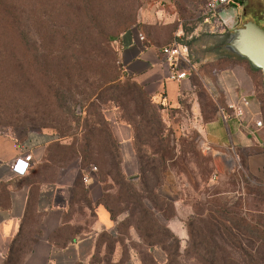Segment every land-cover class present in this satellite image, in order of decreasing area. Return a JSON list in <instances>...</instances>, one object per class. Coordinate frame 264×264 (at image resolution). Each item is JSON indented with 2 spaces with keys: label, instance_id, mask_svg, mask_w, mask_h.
<instances>
[{
  "label": "rangeland",
  "instance_id": "rangeland-1",
  "mask_svg": "<svg viewBox=\"0 0 264 264\" xmlns=\"http://www.w3.org/2000/svg\"><path fill=\"white\" fill-rule=\"evenodd\" d=\"M204 2L169 0L158 10L157 0H12L7 33L11 44L9 49L0 51V133L20 141L33 132L53 136L44 156L33 165L32 174L43 181L72 182L65 213L68 223L52 236H57V245H63L65 238L83 237L89 232L95 238V248L85 264H151L145 245L140 243L142 239L130 227L131 219L126 217V222L123 221L126 213L117 216V236L102 231L95 234L94 217L81 193L83 187L74 185L75 181L80 182L83 168L92 172L95 181L93 195L88 194L91 201L106 192L113 196L116 189L106 172L115 174L114 162H119L123 176H136L139 172L131 139L137 131L138 139L145 140L147 132H156L164 149L171 152L175 147L177 156L170 165L166 163V175L164 178V171L161 172L159 186V192L173 203L166 215H173L166 217L157 211L156 217L167 226L171 224L174 231L177 223H184L187 228L184 237L171 230L179 237L181 249L191 242L189 230L194 234L201 227L219 249L218 264H248L250 255L257 264H264V241L252 233L253 228L264 233V147L257 142L249 149L229 144L226 155L222 154L202 135L201 122L196 120L190 98L176 108L155 103L152 107L147 101L144 104L139 88L130 79L120 77L118 69L117 39L139 22L143 11L151 9L157 22L181 25L184 34L178 40L190 49L194 67L189 77L195 84L203 115L208 118L211 103L203 74L234 62L222 46L225 34L238 24L225 25L218 15L204 10ZM240 6V9L234 5L219 7L217 13L222 17L238 13L237 18L256 17L264 21V0H242ZM111 79L128 82L125 92L120 91L124 95L114 102L99 99L90 106L88 97L93 88ZM259 90L264 98L262 83ZM106 93L103 90L99 96ZM137 108H141L143 117L137 115ZM102 116L108 122L102 124V133L93 144V158L82 160L73 153V148L82 144V136L94 117ZM115 121L128 126L130 143L123 154L119 148L118 155L111 158L103 148L105 138L110 142L114 136ZM29 180L30 177L23 182ZM138 185L134 187L136 190ZM72 190L77 193L73 195ZM144 201L151 207L148 200ZM38 220L31 211L18 237L21 250L16 256L31 244ZM226 228L236 238L228 240L223 235ZM152 254L156 264H165V254L159 246L154 247ZM179 260L181 264H197L192 253Z\"/></svg>",
  "mask_w": 264,
  "mask_h": 264
},
{
  "label": "crops",
  "instance_id": "crops-1",
  "mask_svg": "<svg viewBox=\"0 0 264 264\" xmlns=\"http://www.w3.org/2000/svg\"><path fill=\"white\" fill-rule=\"evenodd\" d=\"M240 9V4L234 5ZM216 15L222 22L240 26L253 20L264 27V21L256 17H236L238 13ZM145 36V47L137 33ZM184 34L181 25L173 22H157L153 11L141 13L139 22L123 31L117 39L119 45L118 60L126 76L142 86L153 99L172 108L179 107L181 102L189 99L196 120L200 121V128L204 138L226 155L227 146H241L249 149L259 145L264 147V98L260 96L259 86L263 78L261 72L253 69L241 58L229 56L233 63L211 74H203L210 98L209 117L204 112L194 91L195 84L191 77L180 81L167 76V68L160 53V47ZM194 66V65H193ZM239 94H245L251 99L249 113L262 119V126L253 133L241 129L233 117H229L227 104ZM222 108L226 110V117L222 115ZM252 126V125H251ZM113 135L120 144L121 152L130 143V130L127 125L112 122ZM252 135V136H251ZM52 135L46 132L29 133L24 139L17 140L9 134L0 133V264H4L10 248L18 243L14 242L18 233L25 227L27 217L32 210L39 218L38 231L34 234L35 241L21 256L19 264H85L88 263L95 248V238L86 232L83 237L74 238L65 245L52 242L50 236L66 225L65 213L69 204V193L72 182L61 180L43 181L33 178L32 168L35 162L44 156V149L52 140ZM31 152L34 162L25 175H15L10 170V162L16 156ZM88 172V171H87ZM86 172V173H87ZM91 174L88 172L86 175ZM24 183L23 180H27ZM22 181L23 183H19ZM86 184L92 189L95 184L90 175ZM92 229L97 235L103 230L114 231L116 222L103 205H97ZM170 229L179 237L187 234L183 224L172 225ZM16 247V246H15Z\"/></svg>",
  "mask_w": 264,
  "mask_h": 264
},
{
  "label": "trees",
  "instance_id": "trees-1",
  "mask_svg": "<svg viewBox=\"0 0 264 264\" xmlns=\"http://www.w3.org/2000/svg\"><path fill=\"white\" fill-rule=\"evenodd\" d=\"M241 3L242 0H235L234 2H232V5ZM11 13L12 0H0V51H4L10 48L11 43L9 35L7 33L11 26ZM118 69L120 71V77L130 79L139 88L142 97V103L145 104V102L147 101L149 106L152 105V107H155L153 105L154 103L159 106L164 105L161 103V101L155 100L152 96L147 94L140 84L132 80L129 76H126L120 64H118ZM116 80L117 79L103 80L99 86L93 88L91 94L88 97V100H90V106H93L97 102H99V99L100 101L111 100L113 102L119 100V97L124 95V93H120V91L124 90L125 92V88H128L126 85L128 82L119 83V81ZM100 88L102 91L98 92ZM103 90H106L107 93L103 97H101L99 96V94L103 92ZM157 105L156 107H159ZM91 114L92 113L90 112L88 114V117ZM137 115L142 116L141 108H137ZM105 122H108V119L105 118V116H102L101 119L99 117H94V119L92 120L93 124L88 128L86 134L82 136V144H80L78 148H73V153H77V155H79L82 160L90 161L95 153L93 144L97 141L98 135L102 133V124ZM135 124L138 125L139 123L135 122ZM135 128H137V126H135ZM91 130H93L94 132H91ZM135 131H137V129H135ZM108 132L110 135L109 137L111 138V131ZM147 133L149 134V136H147L145 140L138 139V131L135 136L131 137V139L133 140L136 158L139 165V172L138 174H136V176H123L119 168V162H114L115 174L106 172V174L112 181V188L116 189V191L114 190L115 194L113 196L109 192H106L98 195L91 201L88 198V194L92 196L93 191L83 180L84 175L88 173L83 168L80 169L79 173L80 182L75 181L74 185L76 187H80L82 185L83 188H81V193L84 195L85 204L94 219L96 215V206L103 205L108 211L110 218L116 222L115 233L107 230H103L102 233L110 236L116 234L117 236L119 233V229L117 226V216L119 214L126 213L123 221L126 222V217H129L131 219L130 227L135 229L139 237L142 239L140 243L145 245L146 252L149 255V261L151 262V264L157 263L154 255L152 254V251L156 246H159L164 252L165 264H181L179 259L185 258L191 253L196 259L197 264H218L219 249L217 245L209 241L213 240L211 236L206 237L203 234L201 227H197L194 231V234L189 230L191 242L184 249H181L179 237L174 234L165 223H161L156 217L157 211L166 217H170L173 215L172 213L170 215H166L167 209L173 203L169 198L159 192V186L161 184V172L164 171V178L166 175L165 169L166 167H168L166 163L170 165L177 155L175 147H172L170 152L160 145L161 140L156 132ZM113 137L114 136H112L110 142L105 138L103 148L109 154V156H111V158L118 155L117 153L119 152L120 148L119 142L116 141L115 137L113 139ZM154 138L155 140H153ZM88 175L93 178L92 173H89ZM137 184H139L138 186H140L139 190H136L134 188ZM72 193L73 195H75L77 192L72 190ZM144 199L150 202L151 207L147 206ZM152 207L154 211H151ZM31 211L32 210H30V212ZM209 217L215 220L211 215H209ZM125 222H123L122 225H124ZM226 230V232H223V235H225L228 240L230 239V237L236 238L229 229L226 228ZM21 232L18 233L17 237L14 239V242L18 240ZM252 233L256 235L257 238H261L264 241V233L262 229L259 230L258 228H253ZM74 238L75 236H71L69 237V239L65 238L64 242L67 243ZM35 239V237L31 239V244L35 241ZM50 239L53 243L59 244L56 241L57 236L51 235ZM118 240L119 239H117V241ZM29 245L27 246L25 251L21 252V254L17 256L15 255V253L18 250H21V247H19L17 244L15 245L16 247L12 245L7 257L5 258L4 264H19L22 254L30 249ZM232 245L234 246V243H232ZM242 254H245V251H242ZM142 260L143 258L140 259V261ZM252 262H255L257 264V262L253 260L252 256L250 255L248 257V264H253Z\"/></svg>",
  "mask_w": 264,
  "mask_h": 264
},
{
  "label": "built area",
  "instance_id": "built-area-1",
  "mask_svg": "<svg viewBox=\"0 0 264 264\" xmlns=\"http://www.w3.org/2000/svg\"><path fill=\"white\" fill-rule=\"evenodd\" d=\"M167 1L169 0H157L159 5L157 9L159 10L160 7L163 8L165 4H167ZM234 1L235 0H205L203 7L206 12L216 15L219 7L232 5ZM137 36L143 42L142 47H145V36L141 32H138ZM177 37H179V35ZM160 53L167 68L168 78L180 81L189 76L194 66L190 59V49L186 43L180 42L176 38L162 45L160 47ZM118 63L121 65L119 60ZM250 106L251 99L245 94H239L234 100L228 102L226 108L230 110L228 114L229 117H233L241 129L254 132L255 129L262 126L263 122L261 118L255 117L249 113ZM225 111L226 110L222 108V115L227 118ZM236 158L238 159V156H236ZM33 162L34 159L31 152L16 156L10 162V170L15 175H25L31 169ZM95 168L96 167L93 166V169ZM83 180L87 181L88 175L85 174Z\"/></svg>",
  "mask_w": 264,
  "mask_h": 264
},
{
  "label": "water",
  "instance_id": "water-1",
  "mask_svg": "<svg viewBox=\"0 0 264 264\" xmlns=\"http://www.w3.org/2000/svg\"><path fill=\"white\" fill-rule=\"evenodd\" d=\"M223 42L222 48L230 56L246 60L253 69L261 72L264 87V27L248 20L227 32Z\"/></svg>",
  "mask_w": 264,
  "mask_h": 264
}]
</instances>
